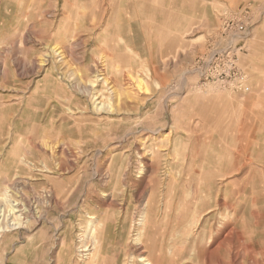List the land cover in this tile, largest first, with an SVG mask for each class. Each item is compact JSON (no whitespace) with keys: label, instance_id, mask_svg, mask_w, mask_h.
<instances>
[{"label":"rangeland","instance_id":"rangeland-1","mask_svg":"<svg viewBox=\"0 0 264 264\" xmlns=\"http://www.w3.org/2000/svg\"><path fill=\"white\" fill-rule=\"evenodd\" d=\"M118 1L0 0V203L31 209L0 264H132L148 208L146 251L264 264V0ZM111 43L132 87L92 82Z\"/></svg>","mask_w":264,"mask_h":264},{"label":"bare ground","instance_id":"bare-ground-1","mask_svg":"<svg viewBox=\"0 0 264 264\" xmlns=\"http://www.w3.org/2000/svg\"><path fill=\"white\" fill-rule=\"evenodd\" d=\"M103 1H105V0H103ZM108 1L112 2L114 4V6H117L118 5V3L116 2V0H108ZM131 1H136V3L133 2L131 5L125 6L126 4H124L123 0L118 1L120 3L119 12L122 13V14H124V15L132 14L133 17L135 18L136 17V13H138V14L141 13L142 8L144 10L148 11V9L146 7H144V6L142 7L138 3V2H142V1L145 2V0H142V1L141 0H131ZM89 2L91 4H93V3L97 4V3H99V0H89ZM135 4H138V5H135ZM122 14L120 15V18L122 17ZM127 17H125V18H127ZM149 22H151V21H149ZM120 23H121L120 21L116 25H113L110 22L108 23L107 28L109 29V33H108L109 42L115 41L116 38H119V40H121V39L123 40V35L124 34L131 35V33L133 32L134 29L132 27V28L126 29L127 31H125V28H124L122 31L120 30L118 33H114V32L113 33H110V30H112L113 28H115L114 26H117L118 29H122V26H119V25H121ZM111 47H109V48L107 47L109 49L108 50L109 52L105 56L106 59L104 61V64H105L104 67L106 65H107V67L102 68V70L96 69L95 72H94V74H96L97 76H95V81H92L93 83H95V82L96 83L97 82L98 83L99 82H102L103 85H106L107 86V88L109 86H111L110 89L108 88V91L109 90H112L115 87L116 88L119 87L122 84V82H124V85H126V86L127 85L128 86H131L134 83V81H132V79H134V78L131 75H128V74H131V72H126V71H123L122 70L123 73H121V75H120L121 77H118L116 75V77L114 78V75H112V73H110V71H109V67H112L113 68L114 66L116 67V65H117L118 68H122V69H126V68L129 69V68H132V66L135 67L134 66L135 63H134V65H132V62H130V60L128 58H126V57L123 56L124 55V51H126V50L135 51V50H133L131 48L132 46L127 45V44H126V47H125L126 50L122 47L121 44L115 46L114 44L111 43ZM62 51L63 50H61V49H56L55 47H52L51 48L52 54L49 53V56L48 55L47 56H44V59H43L42 62L45 64L48 61L47 58L53 59L54 61H55V59L58 58V59H60L59 61H63L65 58L63 56ZM111 53H114V54H111ZM111 64L114 65V66H111ZM128 86H127V88H128ZM138 90H140V89H138ZM112 92L113 91H111V93ZM133 95H135V93ZM138 95H136V96H138ZM91 96H92V98L93 97L96 98V100H100V102H98V106H99L98 109H100V110L102 109L103 110L104 108H106V106H105V104H106L105 103L106 102L105 101L106 100L105 98L106 97H104L101 94V92H99V93H96L95 92L94 94H91ZM129 100H130V98H129ZM151 163H152V159L146 158V161L144 163V167L147 166L148 168H152ZM204 179H205V177H204ZM3 199H4V203H2V204L0 203V239L2 238V236L5 233L14 231L16 229H19L24 224L25 217H23V216H26L28 213L31 212V209H29V207L27 205H25L26 207H24V205L21 202H18V201L13 200L12 195L9 192V190L4 192ZM140 223H141L140 224V227L142 229H141V232H140V234L138 236V250H136L135 252L132 253V260H133V263L132 264H181V263L184 264L185 263L188 255H189L188 254V244H189L188 238L180 236V238L174 243V245L169 246L168 248L167 247L165 248L164 246H161V248H156V246H153L151 248H148L149 251H146L145 249H147V248L144 246L145 245V240H147V238L149 237V235L151 233V230L156 227V225L154 224V221H153V217L151 215V212L149 211V208H148V210H146L145 212H143V214L141 215V222ZM225 226L226 227H229L228 225H225ZM201 235H204V234H201ZM202 238H203V236H202ZM225 242H229L228 236H227ZM199 244L197 243V240H195L194 243L192 244L193 247H195L196 249H198V252H199V249L200 250L202 249L199 246ZM84 248H87V247H84ZM105 250H106V247H105V244H103V247L100 248L101 260L102 261L105 260V258L102 257L105 254ZM86 251H89V250H84V252H86ZM202 251L204 252V248L201 250V252ZM215 252L216 251H211V252H209V254L210 255H214ZM200 257L197 256L196 259L199 260V264H203V262H204L203 261V257H202V259ZM118 260L119 259L114 258V260L111 262V264H121ZM207 260H208V258H207ZM105 262H107V260Z\"/></svg>","mask_w":264,"mask_h":264},{"label":"built area","instance_id":"built-area-1","mask_svg":"<svg viewBox=\"0 0 264 264\" xmlns=\"http://www.w3.org/2000/svg\"><path fill=\"white\" fill-rule=\"evenodd\" d=\"M241 29H242V28H241ZM241 29H240V30H241Z\"/></svg>","mask_w":264,"mask_h":264}]
</instances>
